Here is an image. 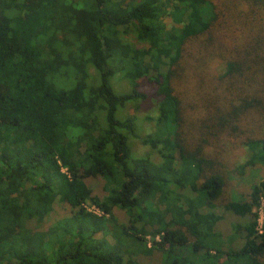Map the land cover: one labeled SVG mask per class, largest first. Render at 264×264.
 <instances>
[{"label":"trees","instance_id":"trees-1","mask_svg":"<svg viewBox=\"0 0 264 264\" xmlns=\"http://www.w3.org/2000/svg\"><path fill=\"white\" fill-rule=\"evenodd\" d=\"M217 16L212 0H0V264H144L155 250L161 264H264V179L246 197L224 198L220 162L227 137L247 148L243 167L264 166L259 25L244 48L204 45L191 59L186 77L218 57L225 71L195 105L208 112L192 124L200 138L181 135L177 68ZM118 73L129 90H115ZM143 83L155 85L154 128L142 141L156 160L133 155L137 120L118 116L147 98ZM238 84L247 97L231 95ZM89 177L105 180V196ZM57 203L70 213L47 226ZM221 208L241 219L228 236L217 229Z\"/></svg>","mask_w":264,"mask_h":264},{"label":"rangeland","instance_id":"rangeland-1","mask_svg":"<svg viewBox=\"0 0 264 264\" xmlns=\"http://www.w3.org/2000/svg\"><path fill=\"white\" fill-rule=\"evenodd\" d=\"M216 4L218 16L217 19L205 35L198 37V39L192 40L187 44L184 50V56L178 65L179 76L175 82V89L179 95L182 103L183 109L185 110V122L181 128V135L183 138H186L188 143H192L195 140L200 138L201 129H196L192 126L194 122H199L203 118L207 117V110H204L203 107L197 109L195 105L202 106L204 102L203 97L207 96V91L209 93L213 92L217 84V77L222 74L225 70L221 68V60L223 58L218 57L214 60L206 62L205 65H202L199 71L198 77H186V73H189L192 70L190 61L194 58L195 54L200 55L201 57L205 53L200 51L204 45H209L212 49H215L216 45L219 43H229L234 42V45L228 46L229 50H232L235 44L237 46L243 47L259 33L258 25L260 28H263L264 32V9L260 10L259 13H256L258 6L252 1L247 0H212ZM253 4V5H252ZM252 10L255 14H252ZM167 24L172 26L174 21L172 17L166 18ZM135 36L134 33L130 35L133 39ZM239 42V43H238ZM202 45V46H201ZM227 47H221V56H225L228 53ZM192 54V56H191ZM195 63L198 64L196 61ZM205 63V60H203ZM90 73L95 76L96 71L94 67H89ZM180 73L183 75L181 76ZM205 75L204 79L201 80L202 76ZM91 81L94 83L95 78H91ZM112 84L117 92L127 91L130 88V85L125 81L121 73L116 74L112 78ZM216 81V83H215ZM225 84L222 88H224ZM239 86V84H238ZM148 93L146 99L129 102L124 109L118 110L119 117L125 116H135L137 120V135L132 136L129 140L132 147L134 156H147L153 160L157 159V151L152 149L151 146L145 145L142 141L149 132L154 128L153 122L148 119V116H155L157 110V101L155 94V85L150 83H143L142 86ZM242 85L240 84L239 89L231 95H240L247 97L248 95L240 94V89ZM227 94H230L225 90ZM244 92V90H243ZM230 95V98H231ZM251 117L250 114L244 116V120ZM247 122H251L248 121ZM252 124V122H251ZM213 130V129H211ZM143 137V138H142ZM227 146L230 148V151L227 153L223 152L220 155L221 167L224 170L227 177L226 192L224 198L234 197L236 195H246L250 192L251 186L253 183L261 181L264 179V166L259 164L255 166H244L243 164L247 160L248 150L246 147L240 145L238 141L234 138L232 141L231 138L226 137ZM223 144V143H221ZM214 146L209 147V150H213ZM220 167V165H219ZM89 186L92 188L93 193L99 197L105 196L106 192L104 189L105 180L102 177H89L86 179ZM89 210L93 211L94 205L91 202H87L85 205ZM117 215L121 220L126 221L128 216L122 210H116ZM70 213V208L61 203L55 204V211L52 213L49 220L46 222V225L55 222L58 219L67 216ZM220 213L223 215V219L218 223L217 229L224 236H228L232 233L233 224L240 221L241 219L234 214L220 209ZM219 259L223 260L224 255L219 254ZM141 262L144 264H161L162 262V253L158 250L154 251V254L151 257L141 258Z\"/></svg>","mask_w":264,"mask_h":264},{"label":"built area","instance_id":"built-area-1","mask_svg":"<svg viewBox=\"0 0 264 264\" xmlns=\"http://www.w3.org/2000/svg\"><path fill=\"white\" fill-rule=\"evenodd\" d=\"M93 211L98 213V214H101V211L95 206L93 207ZM261 220H262V213H261Z\"/></svg>","mask_w":264,"mask_h":264}]
</instances>
